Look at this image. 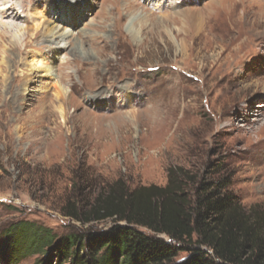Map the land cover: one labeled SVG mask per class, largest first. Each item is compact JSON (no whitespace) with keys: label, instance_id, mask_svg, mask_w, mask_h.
<instances>
[{"label":"rangeland","instance_id":"rangeland-1","mask_svg":"<svg viewBox=\"0 0 264 264\" xmlns=\"http://www.w3.org/2000/svg\"><path fill=\"white\" fill-rule=\"evenodd\" d=\"M15 3L29 9L0 16L21 44L0 40V264H68L6 235L21 222L85 229L62 206L88 167L132 187L165 185L175 166L214 174L247 210L264 209V0ZM41 52L57 78L28 83L25 60Z\"/></svg>","mask_w":264,"mask_h":264},{"label":"trees","instance_id":"trees-1","mask_svg":"<svg viewBox=\"0 0 264 264\" xmlns=\"http://www.w3.org/2000/svg\"><path fill=\"white\" fill-rule=\"evenodd\" d=\"M213 175L175 166L165 185L132 187L88 167L77 172L74 196L62 206L85 229L57 236L21 222L6 237L22 245L18 252L52 248L68 264H264V209L247 210L228 180Z\"/></svg>","mask_w":264,"mask_h":264},{"label":"bare ground","instance_id":"bare-ground-1","mask_svg":"<svg viewBox=\"0 0 264 264\" xmlns=\"http://www.w3.org/2000/svg\"><path fill=\"white\" fill-rule=\"evenodd\" d=\"M31 5L32 4H30L29 6H31ZM28 9L29 8L27 6L24 7L23 5H16L15 0H0V16L3 17V18L6 17L4 15H7L9 17L13 16L14 20L16 19V17L19 19V18H21L22 13L25 12L26 10H28ZM1 20H3V19H1ZM46 24H48V22ZM40 26H41V24L37 22L35 30H38V28H40ZM13 28L14 27H13V25L10 22L7 23V22L4 21L3 23H0V40L1 39L5 40V38H8L9 41H10V47L13 50H19L20 47H21V44L19 43L20 40H18V38L15 39L16 35H14L13 32H12ZM46 30H48L49 33H52V39L55 41L57 39L55 37L57 36V33H58L57 26H52V25H51V27L50 26H46ZM45 33H46L45 31L42 32L41 34L37 33L36 36L44 35ZM133 35H135V34H133ZM48 41H51V40H48ZM40 55L41 56L34 55L32 61L25 60V63L28 62V64H29L31 62L29 71H31L30 74H33L32 76H29V78H27L26 81H28V83L32 82L35 79V76L36 77L38 76L39 72H42L41 76H43L45 78H48V79L57 78V74H55L53 72L54 71L53 68L51 66H49V65H45L46 57L44 56L43 52H41ZM2 63L6 64L5 58H3V62ZM0 72H1V75H2L3 74V70H0ZM6 78H7V75L4 76V80H6ZM54 85L56 87L55 93H56L57 98H60V99L67 98V95H68L67 88L64 85H62L60 81H57ZM251 86H253V85H251ZM255 86L258 87L259 85L255 84ZM31 90L32 89H26V92H29ZM20 92L18 94L21 95ZM58 109H59V112H61L60 114H62V116L64 117V115L66 114V107L64 105H62V103H61L59 105Z\"/></svg>","mask_w":264,"mask_h":264}]
</instances>
